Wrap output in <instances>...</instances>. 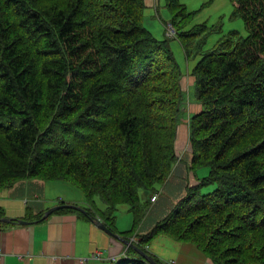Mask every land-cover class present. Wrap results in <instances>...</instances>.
Segmentation results:
<instances>
[{
	"label": "trees",
	"instance_id": "trees-1",
	"mask_svg": "<svg viewBox=\"0 0 264 264\" xmlns=\"http://www.w3.org/2000/svg\"><path fill=\"white\" fill-rule=\"evenodd\" d=\"M164 1L186 61L200 56L188 72L197 109L187 117L185 193L169 213L137 234L182 162L175 143L189 88L170 38L143 26L147 0H0V117L21 121L0 125V192L23 180L69 182L85 213L55 212L98 216L113 233L125 205L126 239L135 233L132 244L157 264L148 248L159 235L213 264H264V0H229L247 36L230 31L206 53L214 29L185 31L194 13ZM113 264L149 263L128 246Z\"/></svg>",
	"mask_w": 264,
	"mask_h": 264
},
{
	"label": "crops",
	"instance_id": "crops-1",
	"mask_svg": "<svg viewBox=\"0 0 264 264\" xmlns=\"http://www.w3.org/2000/svg\"><path fill=\"white\" fill-rule=\"evenodd\" d=\"M153 1L147 0L148 5L151 6ZM188 75L189 73L184 80H188L191 85L193 78ZM192 105L194 110L197 105L194 103ZM179 135H183L182 131ZM179 135L177 133V137ZM175 169L177 175L180 176L178 173H181L183 177L185 171L183 165L180 163ZM60 183L38 179L23 180L10 189L0 192V207L4 210V218L30 222L27 225L0 224V264H113L125 256L127 246L98 228L93 220L88 218L74 213L54 211L44 220L36 221L33 216L61 204H74L86 208L82 196L65 191L66 186H62L65 184ZM168 187L169 185L166 184L163 189L161 188L157 193V200L149 204L137 234L148 233L185 193L182 183L179 192ZM143 198L145 199L144 196ZM97 207L101 210L103 205L98 202ZM125 209L127 208H123L126 212L120 214L122 217L119 221L116 219L117 211L115 212L116 232L114 233L123 239H126L124 234L131 230L133 224L132 213ZM128 220L129 223L124 225ZM135 236L133 233L127 239L129 241L132 238L137 239ZM161 239L165 247L173 249L171 256L167 258L165 250L154 248L156 239L154 245L152 243L149 246V251L164 264H213L191 244L180 243L165 236ZM96 252L101 253V259L92 258V254Z\"/></svg>",
	"mask_w": 264,
	"mask_h": 264
},
{
	"label": "rangeland",
	"instance_id": "rangeland-1",
	"mask_svg": "<svg viewBox=\"0 0 264 264\" xmlns=\"http://www.w3.org/2000/svg\"><path fill=\"white\" fill-rule=\"evenodd\" d=\"M183 4H185L187 11L193 12L194 15L192 17L191 23L185 28V31L190 30L193 26L195 25H201L205 24L208 29H214L210 33L209 37L207 38V41L205 43L203 53L208 52L214 44L223 36H225L228 32L230 31H236L240 34L241 37L247 36V31L245 28V25L241 19H231L230 18V13L233 11V5L229 0H181ZM205 4V5H204ZM146 8L143 12V26L145 29L150 31L155 37L159 39H165L166 34V27L168 24H170L171 20V15L166 7L165 1L164 0H156V4L153 7H149V5L146 3ZM170 48L172 49L173 55L175 57L176 62L179 64L181 67L183 73L187 74L188 72L191 71V69L194 67L195 63L199 59L200 56L196 58H192L189 61H186V57L184 55L183 49L179 43V41L175 38L168 39ZM182 85V90H186V87L188 84V80H184ZM185 83V84H184ZM193 85L191 84L185 94V100L186 104H182L181 112L179 114V119L182 127L179 125L178 127V135L182 131V136L179 135L176 138V154L178 156V160L182 161L181 164L184 166V159L186 157L189 158L187 153L191 151L189 139H188V131H187V117L192 116L194 114V111L196 110L197 106L193 109L192 103H194L193 100ZM188 94V98H187ZM190 105V106H189ZM190 107V108H189ZM0 125H11L13 127H20L21 121L19 119H14L10 120L4 117H0ZM185 127V130H184ZM180 176L177 175V169H174L172 176L170 179L167 181L166 184L169 185V189L171 188L174 191L179 192L181 183L182 186L184 185V182L186 181L187 178V173L186 175H183L181 173ZM193 178H191V181ZM61 182L60 184H65L62 186L65 187V191L67 192H75L78 193L80 196L83 197V194L81 191L71 183L66 181H58ZM165 184V185H166ZM165 185L162 187V189L165 187ZM161 188V187H160ZM159 188V189H160ZM210 189H214V187H211ZM141 199H143V194L140 195ZM124 206V207H123ZM119 206L118 210L116 212V219L118 221L122 216L120 214H125L126 211H123V208H127L125 210H128V207L123 205ZM129 212V211H127ZM128 222H124V225H127ZM165 235H159L156 238L155 245L154 241L152 242L154 245V248L156 250L163 251L165 250V256L168 258L171 256L173 249L171 247H165V244L162 243L160 240L161 237ZM166 238H170L168 236H165ZM171 240H174L170 238ZM176 241V240H174Z\"/></svg>",
	"mask_w": 264,
	"mask_h": 264
},
{
	"label": "water",
	"instance_id": "water-1",
	"mask_svg": "<svg viewBox=\"0 0 264 264\" xmlns=\"http://www.w3.org/2000/svg\"><path fill=\"white\" fill-rule=\"evenodd\" d=\"M63 208H68V209H73L76 211H80L82 213H85V209L74 205V204H61L52 208H49L47 211H45L43 213L42 216V220H44L45 218H47L50 214H52L54 211L59 210V209H63ZM93 222L95 223V225L104 230L106 233H108L109 235H111L112 237L118 239L120 242H122L123 244L127 245V246H131L133 247L140 256H142L149 264H157L156 261L153 259V257L151 255H147L145 252H143L142 250L136 248L133 244H131L128 240L120 238L118 235H116L115 233L111 232L102 222L99 218L94 217ZM0 223H15V224H22V225H27L30 222L28 221H24V220H13V219H9V218H0Z\"/></svg>",
	"mask_w": 264,
	"mask_h": 264
},
{
	"label": "built area",
	"instance_id": "built-area-1",
	"mask_svg": "<svg viewBox=\"0 0 264 264\" xmlns=\"http://www.w3.org/2000/svg\"><path fill=\"white\" fill-rule=\"evenodd\" d=\"M175 35H176V32H175L174 28L172 27L171 24H168L166 27V36L168 38H174ZM156 199H157V196H153L151 198V201L154 202ZM101 257H102L101 253L96 252V253L92 254V258L101 259Z\"/></svg>",
	"mask_w": 264,
	"mask_h": 264
},
{
	"label": "clouds",
	"instance_id": "clouds-1",
	"mask_svg": "<svg viewBox=\"0 0 264 264\" xmlns=\"http://www.w3.org/2000/svg\"><path fill=\"white\" fill-rule=\"evenodd\" d=\"M175 32H176V31H175ZM175 37H176V35H175ZM175 37H174V38H175ZM170 39H171V38H170ZM185 76H186V74H185ZM188 76H189V75H188ZM192 82H193V81H192ZM191 84H192V83H191ZM189 86H190V85L188 84V87H189ZM177 130H178V129H177ZM187 131H188V130H187ZM153 196H157V193H155ZM153 196H151V198H152ZM157 197H158V196H157ZM151 198H150V202H151V203H154V202L157 200V199H156L154 202H152V201H151ZM97 218H98V217H97ZM102 223H103V222H102ZM136 240H137V239L132 238V239H130V241H129V240H128V241L132 244V242H136ZM126 246H127V245H126ZM127 247H128V246H127ZM148 249H149V248H148ZM147 255H149V254H147ZM119 260H120V259H119ZM119 260H118V261H119Z\"/></svg>",
	"mask_w": 264,
	"mask_h": 264
}]
</instances>
